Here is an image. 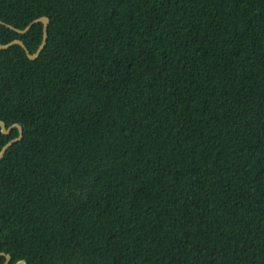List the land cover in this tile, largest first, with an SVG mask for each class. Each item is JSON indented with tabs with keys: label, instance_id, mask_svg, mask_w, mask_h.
<instances>
[{
	"label": "trees",
	"instance_id": "obj_1",
	"mask_svg": "<svg viewBox=\"0 0 264 264\" xmlns=\"http://www.w3.org/2000/svg\"><path fill=\"white\" fill-rule=\"evenodd\" d=\"M42 17L0 50V254L264 264V0H0V44Z\"/></svg>",
	"mask_w": 264,
	"mask_h": 264
},
{
	"label": "water",
	"instance_id": "obj_2",
	"mask_svg": "<svg viewBox=\"0 0 264 264\" xmlns=\"http://www.w3.org/2000/svg\"><path fill=\"white\" fill-rule=\"evenodd\" d=\"M36 23H41L43 25V39H42V43L40 45V47L38 48L37 52L34 54V55H30L27 50L25 49V46L23 44V42H21L20 40H14L12 42H10L9 44L7 45H1L0 44V50H4V49H7L13 45H19L21 46L27 53V56L29 59L31 60H34L37 58V56L40 54L44 44L46 43V37H47V34H46V31H47V27H48V24H49V20L48 18L46 17H42V18H39L37 20H34L25 30L23 31H20V30H15L16 32H18L19 34H25L29 31L30 27ZM12 29V28H11ZM14 30V29H13ZM16 128L18 130V137L16 139H13L11 140L10 142H8L0 151V159L3 157L4 153L6 152V150L12 146L13 144L19 142L21 139H22V128L20 125L18 124H14L8 128H6L5 124L3 122L0 121V129H1V133L4 134V135H8L10 134V132L12 131V129ZM0 256H5L6 260H5V263L4 264H9L10 262V256L9 255H5V254H0ZM16 264H25V262L23 261H20Z\"/></svg>",
	"mask_w": 264,
	"mask_h": 264
},
{
	"label": "clouds",
	"instance_id": "obj_3",
	"mask_svg": "<svg viewBox=\"0 0 264 264\" xmlns=\"http://www.w3.org/2000/svg\"><path fill=\"white\" fill-rule=\"evenodd\" d=\"M22 137H23V135H22Z\"/></svg>",
	"mask_w": 264,
	"mask_h": 264
}]
</instances>
